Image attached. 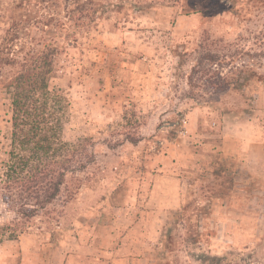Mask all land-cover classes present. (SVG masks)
<instances>
[{
  "label": "rangeland",
  "instance_id": "374dc122",
  "mask_svg": "<svg viewBox=\"0 0 264 264\" xmlns=\"http://www.w3.org/2000/svg\"><path fill=\"white\" fill-rule=\"evenodd\" d=\"M42 51L69 101L62 138L85 167L19 219L14 241L0 242L13 250L10 264L109 263V253L80 248L92 231L110 248V233L144 209L146 189L132 195L149 183L142 172L187 174L179 164L199 156L202 165L188 167L196 186L178 212L153 213L152 250L136 264H264V179L238 178L240 159L215 150L223 119L233 129L254 118L264 129V0H0V57L17 64ZM15 63H0V203L12 195L3 85ZM12 220L0 205V224Z\"/></svg>",
  "mask_w": 264,
  "mask_h": 264
},
{
  "label": "trees",
  "instance_id": "16d2710c",
  "mask_svg": "<svg viewBox=\"0 0 264 264\" xmlns=\"http://www.w3.org/2000/svg\"><path fill=\"white\" fill-rule=\"evenodd\" d=\"M49 56L42 51L33 55L32 60L29 57L17 64L13 59L0 57L2 64L17 65V70L3 85L12 107L4 186L12 195L3 198L0 205L18 215L16 223L13 219L0 224V242L4 238L16 239L22 226L19 219L30 218L38 209L51 204L66 175L85 167L77 160L80 152L76 146L62 138L69 101L62 90L51 84L53 69Z\"/></svg>",
  "mask_w": 264,
  "mask_h": 264
},
{
  "label": "crops",
  "instance_id": "0c3cea01",
  "mask_svg": "<svg viewBox=\"0 0 264 264\" xmlns=\"http://www.w3.org/2000/svg\"><path fill=\"white\" fill-rule=\"evenodd\" d=\"M198 112L199 110H194L189 114V127L191 129L198 128ZM219 124L222 126V132L219 134V144L215 150L220 152L223 160L240 159V166L235 168L236 175L240 179L245 177L247 179L250 177L254 180H258L260 177L264 179V129L259 124V121L252 118L246 121L242 128L233 125V129H230L231 125L225 119ZM194 159H196L195 162H189L188 166L183 163L184 161L179 165L187 169L189 173V165L191 167H195L197 164L198 166L202 165L201 156L199 158L194 157ZM153 171H147L144 174L142 172L141 175H144V178L142 177L143 180H146V175L148 172L150 173L149 183L147 185L144 181L143 184H140L135 189V192H132V195L133 193L136 195V192L139 193V189L143 190V187L144 190L146 189L147 195L144 197L146 203H141L144 209H139V216H130L132 218L131 223H128V226L123 228L121 232L117 230L116 233H110V237H107V240H110V245H112L110 248H108L109 245L105 246L102 243L104 240L102 241V236L97 231H92L88 237V240H90L80 247L84 253H91V255H96L98 252L109 253L111 259L107 264H136V261L148 259L147 256L150 253L147 252V249L152 250L153 228H151V224L153 213L156 216L159 212H164V214L172 211L178 212L182 208L186 197L190 194V189L196 186L192 184L195 180L192 181L188 173L185 174L184 170L180 168L177 175L173 171L164 170V168ZM93 217L96 220L99 219L98 215ZM71 233V230L65 231L63 234L64 238H71ZM7 241L12 242L14 240ZM6 247L3 246L0 251L1 264H10L7 259L12 255L13 250H11V247ZM22 249L24 250L25 247L22 246ZM137 256H140V258H137Z\"/></svg>",
  "mask_w": 264,
  "mask_h": 264
},
{
  "label": "built area",
  "instance_id": "2783aa9c",
  "mask_svg": "<svg viewBox=\"0 0 264 264\" xmlns=\"http://www.w3.org/2000/svg\"><path fill=\"white\" fill-rule=\"evenodd\" d=\"M183 122L185 123V120H183Z\"/></svg>",
  "mask_w": 264,
  "mask_h": 264
}]
</instances>
